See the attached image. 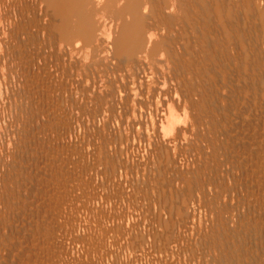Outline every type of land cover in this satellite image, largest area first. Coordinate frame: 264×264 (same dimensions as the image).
Masks as SVG:
<instances>
[{
  "label": "bare ground",
  "instance_id": "1",
  "mask_svg": "<svg viewBox=\"0 0 264 264\" xmlns=\"http://www.w3.org/2000/svg\"><path fill=\"white\" fill-rule=\"evenodd\" d=\"M0 264H264V0H0Z\"/></svg>",
  "mask_w": 264,
  "mask_h": 264
}]
</instances>
